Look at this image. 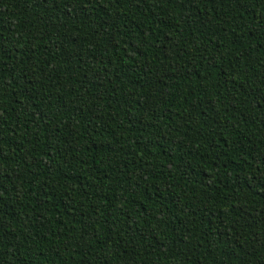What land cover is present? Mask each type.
Wrapping results in <instances>:
<instances>
[{"label": "trees", "instance_id": "trees-1", "mask_svg": "<svg viewBox=\"0 0 264 264\" xmlns=\"http://www.w3.org/2000/svg\"><path fill=\"white\" fill-rule=\"evenodd\" d=\"M0 264H264V0H0Z\"/></svg>", "mask_w": 264, "mask_h": 264}]
</instances>
